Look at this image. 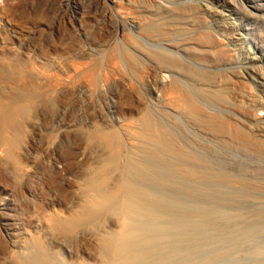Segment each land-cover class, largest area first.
<instances>
[{"label":"rangeland","instance_id":"1","mask_svg":"<svg viewBox=\"0 0 264 264\" xmlns=\"http://www.w3.org/2000/svg\"><path fill=\"white\" fill-rule=\"evenodd\" d=\"M136 1L3 0V6L0 4V41L6 39L0 42L1 50H6L4 53L9 56H20L25 64L34 61L49 76L56 73L53 77L59 80L55 81L56 87L54 84L50 88L44 86L46 90L43 87L51 103L41 101L36 114L28 118L29 122L17 124L20 160L27 168L21 169L17 184L3 167L4 158H1L2 153L0 155V191L3 192H0V202L10 203L6 205L9 210L0 212V232L3 230L0 264H17L14 255L22 250L24 240L32 233L41 235L61 260L74 261L83 252L93 250L79 232L47 230L35 219L40 210L46 208L64 212L67 204L77 198L88 173L108 152L98 131L107 132L110 127L128 129L131 133L141 130L144 113L132 111L134 115L128 116L132 104L167 115L170 129L166 135L188 156L198 154L196 157L201 155L202 160L209 161L207 164L201 158L199 161L194 158L208 165L209 175L221 166L229 182L246 183L254 182V178L250 180L251 176L244 171L264 169V136L254 131L255 123L249 121L251 113L263 117L264 108L254 109L244 102L251 93L259 95L260 89L249 75L237 76L242 69L234 67L236 57L227 54L233 47L229 39L216 33L209 16L197 17L193 28L183 22L170 28L169 39L181 50L175 49L178 52L169 54L170 67L178 73L169 75L168 105L164 107L162 95L158 96L155 88L156 69L151 70L131 46V40L142 43L131 19L140 12ZM196 2H184L177 7L183 8L185 4L195 7ZM243 35L253 50L264 42L251 23ZM4 44L11 47L6 49L2 47ZM185 70L196 77L191 76L190 82H186ZM197 75H204L208 80V84H200L205 94L196 104L187 105L186 101L195 96L197 88L192 90L191 87ZM10 79L9 75L0 77V87L7 89L8 95L14 87ZM206 94L213 97L215 105L206 102ZM127 142L129 148L135 143ZM126 145L121 146V151L128 149ZM189 159L187 167L193 164V158ZM241 172L245 176L238 175L236 179L230 176ZM255 180L258 185H264V176ZM7 224L8 231L17 233L16 237H11L14 242L3 235L2 227Z\"/></svg>","mask_w":264,"mask_h":264},{"label":"bare ground","instance_id":"2","mask_svg":"<svg viewBox=\"0 0 264 264\" xmlns=\"http://www.w3.org/2000/svg\"><path fill=\"white\" fill-rule=\"evenodd\" d=\"M191 1L138 0L141 13L131 18L142 41L131 40L132 49L152 67L151 70L156 69L155 88L158 96L162 95L164 107L168 105L169 75L178 73L170 67L169 54L181 50L172 45L169 30L182 22L193 28L197 17L209 16L216 33L229 39L233 46L227 54L236 57L234 67L242 69L237 76L249 75L260 89L259 95L251 93L244 102L254 109L264 108V42L253 50L243 35L251 23L257 36L264 40V0H195V7L188 5ZM184 2H188L187 6L177 7ZM3 3L0 0L2 6ZM4 40L0 42H6ZM7 46L2 47L7 49ZM1 49L0 77L9 75L14 87L10 88L9 95L5 93L7 89L0 87V155H3L0 157L4 158L3 167L17 184L21 169L26 167L20 160L17 124L29 122L28 118L36 114L41 101L51 103L43 87L55 86L58 77H53L56 73L49 76L34 61L25 64L20 56H9ZM91 75L94 76L92 72ZM185 75L186 82L191 76L196 77L190 70H185ZM197 77L191 87L192 90L197 88L195 96L186 101L187 105L196 104L205 94L200 84H208V80L204 75ZM205 97L206 102L216 104L213 97L208 94ZM219 97L221 99L222 94ZM137 107L132 104L128 116H132V111L144 113L141 130L131 133L128 129L121 131V128L109 126L110 131L106 128L107 132L98 131L108 152L88 173L77 198L67 204L64 212L46 208L40 210L35 219L47 230L67 234L79 232L93 250L80 253L74 261L61 260L41 235L32 233L24 240L22 250L14 255V261L17 264H264V185H258L255 180L264 176V169L244 171L251 176L250 180L254 178V182L246 183L229 182L221 166L209 175V161L202 160L199 155L207 164L197 162L198 154L188 156L166 135L170 129L167 115L156 114L147 106ZM249 121L255 123L253 130L264 136V116L251 113ZM128 140L135 142L133 147L126 145ZM123 145L128 147L124 152L120 149ZM191 157L193 164L187 167ZM238 175L245 176L242 172L230 174L235 179ZM8 204L0 202L4 205L0 206L1 213L8 209ZM7 225L2 227L3 235L12 240L17 233L8 231Z\"/></svg>","mask_w":264,"mask_h":264}]
</instances>
